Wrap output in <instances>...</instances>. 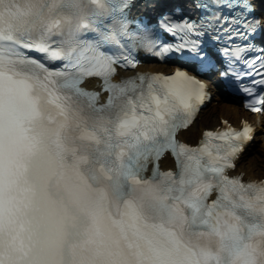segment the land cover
<instances>
[{
    "label": "snow or ice",
    "instance_id": "6c2138e0",
    "mask_svg": "<svg viewBox=\"0 0 264 264\" xmlns=\"http://www.w3.org/2000/svg\"><path fill=\"white\" fill-rule=\"evenodd\" d=\"M140 7L143 11L138 10V15L128 14L148 51L110 58L99 72L88 73L100 75L109 92L100 107L115 113L122 173L140 185L142 201L169 214L182 209L193 222L207 223L223 213L227 238L238 243L239 224L250 217H264V181L229 175L245 141L253 137L254 127L245 123L242 130H209L198 146L178 136L209 98V85L202 77L250 94L246 101L250 107L264 103V0H143ZM5 22L7 29L2 27ZM14 26L13 15L8 13L5 21L0 10V74L7 68L9 83L24 73L36 75L37 82L45 79L53 88L86 93L88 102L96 105L99 92L79 87L83 75L79 65L54 57V45L17 46L5 35ZM141 53L175 67L169 74L144 72L113 79L121 64L138 63ZM47 75L52 79H46ZM4 90L0 75V114ZM217 137L222 142H213ZM169 154L175 158V170L161 167L162 158ZM146 172L150 175L145 176ZM213 192L217 194L210 198Z\"/></svg>",
    "mask_w": 264,
    "mask_h": 264
},
{
    "label": "bare ground",
    "instance_id": "6f19581e",
    "mask_svg": "<svg viewBox=\"0 0 264 264\" xmlns=\"http://www.w3.org/2000/svg\"><path fill=\"white\" fill-rule=\"evenodd\" d=\"M138 68L141 70L150 69L154 71L167 69V67H165L163 64L158 63H147ZM86 84L93 86L94 80H89L86 82ZM214 90L216 92L218 91L216 86H214ZM215 97V100H217L216 102L212 103L207 109H204L191 126L180 131L179 137L182 140L194 144L196 143L197 138H199L204 127L215 128L218 125H223L226 119L233 124H239L241 118L243 117H246L250 120H254L256 118L258 120H262V123L264 122V117L250 114L234 101H229V99L221 96L220 94ZM258 138L262 139L263 135L256 133L255 139L251 146L253 150L256 148L255 144ZM246 155L247 153L240 157L233 173H242L243 178L250 179L264 176V153L253 158H247ZM161 164L164 168L173 167V163L170 161L168 156L166 158H162ZM258 174L260 175L258 176Z\"/></svg>",
    "mask_w": 264,
    "mask_h": 264
},
{
    "label": "rangeland",
    "instance_id": "374dc122",
    "mask_svg": "<svg viewBox=\"0 0 264 264\" xmlns=\"http://www.w3.org/2000/svg\"><path fill=\"white\" fill-rule=\"evenodd\" d=\"M257 133L263 135V138H258L255 144V149L253 150L252 148L249 149L247 152V158H253L260 156L262 153H264V126L263 128H258ZM260 174H258L259 176Z\"/></svg>",
    "mask_w": 264,
    "mask_h": 264
},
{
    "label": "clouds",
    "instance_id": "9594fccd",
    "mask_svg": "<svg viewBox=\"0 0 264 264\" xmlns=\"http://www.w3.org/2000/svg\"><path fill=\"white\" fill-rule=\"evenodd\" d=\"M138 191H140V189H138Z\"/></svg>",
    "mask_w": 264,
    "mask_h": 264
}]
</instances>
